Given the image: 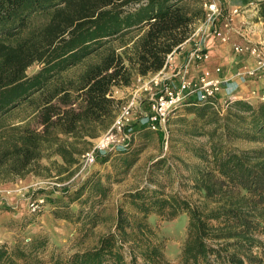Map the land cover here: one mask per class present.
Listing matches in <instances>:
<instances>
[{"label":"trees","instance_id":"16d2710c","mask_svg":"<svg viewBox=\"0 0 264 264\" xmlns=\"http://www.w3.org/2000/svg\"><path fill=\"white\" fill-rule=\"evenodd\" d=\"M204 18L203 0H0V182L38 175L43 159L65 172L76 166L91 140L114 122L113 89L161 72ZM33 66L38 70L28 75ZM181 108L175 123L203 137L208 149L194 150L203 168L185 165L201 205L142 188L125 196L134 215L119 208L116 232L93 248L67 257L53 252L44 261L46 240L36 238L0 245V264H126V243L147 264H170L150 216L187 219L177 264H255L256 236L264 234V102L235 99L220 116L211 101L192 96ZM14 114L24 117L8 124ZM220 131L261 148L235 150L217 141ZM127 132L150 135L146 119L132 122ZM129 147L113 150L123 173L134 161L120 156ZM113 151L98 154L96 162L105 163ZM54 157L60 163L51 162ZM101 183L93 185L99 202L106 195ZM93 218L81 219L93 227Z\"/></svg>","mask_w":264,"mask_h":264},{"label":"rangeland","instance_id":"374dc122","mask_svg":"<svg viewBox=\"0 0 264 264\" xmlns=\"http://www.w3.org/2000/svg\"><path fill=\"white\" fill-rule=\"evenodd\" d=\"M115 46L119 47L118 44ZM82 69L81 65L72 69L69 74H75ZM37 70L38 67L33 66L28 69L27 74L31 75ZM150 78L152 79L153 76L146 78L145 81L136 82L128 94L124 93L122 97H115L116 115L122 103L132 97V92L141 88L142 97H139L138 104L142 103V111L139 107L132 122L145 119V115L148 114L145 106L149 103V95L159 87L155 88L153 83H149ZM156 80L160 82L159 77ZM142 87L150 88V90L144 91ZM227 98L228 96L219 95L214 102L216 105L213 106L220 116L225 114L226 109L233 102L226 105ZM183 113L184 109L181 108L168 120L167 136L149 129L150 135L147 138L143 136L144 133H128L130 134L129 150L126 154L124 152L119 155L129 156L128 158L134 161L125 173L118 168L120 157L114 154L116 151H113L105 163L95 162L86 172L78 176L76 175L78 164L65 172L57 165H50L47 159H43L40 162L43 168L38 170V175L29 174L23 179L7 183L0 182L3 184V192H0V235L2 239L0 245L10 248L16 243H27L36 238L46 240V246L40 254V258L44 261L53 252L67 257L74 252L91 249L102 236L116 232L115 224L119 208L124 214L134 215L125 196L142 188L160 190L166 195L178 196L192 206L201 205L203 199L194 190L185 165L203 168L204 165L194 155V150L205 152L208 149L203 145L205 141L203 137H192L186 133L184 126L175 123V119ZM23 117L24 115L14 114L7 119V123H17ZM142 132H147V129ZM104 134L91 140L92 145ZM217 141L240 151L261 148V145L228 139L222 131L218 133ZM80 158L81 156L78 162ZM53 160L60 163L57 157H54L51 162ZM99 179L106 187V195L101 202L97 199V190L93 188ZM81 190L82 194L77 199V192ZM34 198L44 200V205L37 214L30 213L28 208L29 200ZM7 204L17 207L11 210L10 205ZM55 212H60L61 217L58 218ZM88 215L90 219L93 217L95 219L96 223L93 227V224H87L85 219H81ZM63 216L67 219L62 218ZM149 222L156 236L164 241L165 259L170 264H177L180 248L186 237L187 219L180 216L170 222H165L150 216ZM9 229H15L17 239L11 238L7 233ZM256 238L259 245L252 250L251 256L255 264H264V234H259ZM122 248L126 264H147L132 243L123 244Z\"/></svg>","mask_w":264,"mask_h":264},{"label":"built area","instance_id":"2783aa9c","mask_svg":"<svg viewBox=\"0 0 264 264\" xmlns=\"http://www.w3.org/2000/svg\"><path fill=\"white\" fill-rule=\"evenodd\" d=\"M203 8L205 12V18L203 25L212 28L211 35L220 43L229 42L230 31L238 33V30L233 26V20L231 16H222V10L219 8L218 0H203ZM237 10H234L231 14H237ZM217 18H222L221 26L216 27L215 21ZM202 32V29L200 30ZM199 33L198 30L193 32L191 38H194ZM243 37L242 43H233L231 48L236 55H246L253 60L254 66L252 68H244L237 72V77L254 76L256 73H260L264 76V49L256 44L251 43L246 36ZM204 36L198 35L193 43L186 62L177 70L172 72L169 78H176L178 80V87L173 88L169 83L156 80L159 76L152 78L149 83H153L156 88L154 93L149 95V110L150 113L145 115L148 129L151 131H159L167 136V122L175 115V111L180 108L190 97L194 96L199 102L211 101L214 105L217 95L220 92L221 80L219 77H213L212 72L205 70L199 76L192 79L190 78V72L194 67L199 64L207 62L209 59L208 53L205 48ZM174 53L168 55L167 65L163 69L171 67V61ZM173 68H171L172 70ZM220 70L216 68L215 74H218ZM144 91L150 90L142 87ZM138 92L132 95L130 99H127L122 103L118 114L116 115L113 124L105 132V134L93 143L90 150L85 152L78 162L77 176L86 172L87 169L96 162L97 155L100 153H107L124 147L130 142V134L127 132V128L130 126L135 113L139 110L140 104H138L139 97ZM251 97L257 102H264L263 92H251ZM231 103L234 98H227ZM216 105V104H215ZM44 205L43 198L30 199L28 203L29 212L37 214L40 212V208Z\"/></svg>","mask_w":264,"mask_h":264},{"label":"crops","instance_id":"0c3cea01","mask_svg":"<svg viewBox=\"0 0 264 264\" xmlns=\"http://www.w3.org/2000/svg\"><path fill=\"white\" fill-rule=\"evenodd\" d=\"M262 3H264V0H218L219 8L223 13L222 16L232 17L233 26L236 28V30H238L239 34L230 31L229 42L222 44L211 35L212 28L203 25L204 20L197 22L195 27L199 33L194 38H190L176 53H174L170 68L168 67V69L162 70L153 76V78L159 75L158 77L161 81L160 84L166 82L169 83L174 89L177 88L178 80L176 78L169 77L172 72L180 68L186 62L194 41L198 35H202L204 36L203 41L205 43V48L209 59L207 62L201 63L197 67H194L190 72V78L194 79L205 70H209L212 72L213 77H219L222 82L220 85L221 89L217 97L219 95L222 97L228 96V98L232 97L234 100H245L253 104L251 101H255V99L251 97V92L264 91V76L260 73H256L251 77H237V72L243 70L244 68H252L254 66V62L246 55L244 56L234 54L231 46L233 43H242L244 39L241 37V35H244L251 43L259 45L264 49V16L260 15ZM234 10H237L238 13L231 14ZM222 21V18H217L215 21V26H221ZM201 29L202 32H200ZM171 68L173 69L171 70ZM216 68L220 70L218 74L214 73ZM145 79L146 78L134 77L129 87L113 89L112 98L115 100V97H122L124 93L128 94L134 88L136 82L145 81ZM157 88L159 89L160 87ZM140 89L141 88H138L132 93L135 94V92H138L137 96L142 97V92L140 93ZM146 104L147 105L145 106V109L148 110L149 114V103ZM139 107L140 111H142V103H140ZM0 192H3V184H0ZM9 207L11 210H13L16 209L17 206L13 207L10 205ZM7 233L11 236V238H13V240L18 238L15 229H9L7 230ZM0 240H2L1 235Z\"/></svg>","mask_w":264,"mask_h":264}]
</instances>
